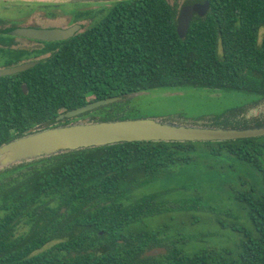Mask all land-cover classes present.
<instances>
[{
	"label": "trees",
	"instance_id": "obj_1",
	"mask_svg": "<svg viewBox=\"0 0 264 264\" xmlns=\"http://www.w3.org/2000/svg\"><path fill=\"white\" fill-rule=\"evenodd\" d=\"M179 10L177 1L119 0L88 29L34 50L48 56L25 72L0 77V147L86 116L92 123L125 119L130 110L123 99L155 89L239 92L264 101V0H208L184 33L177 29ZM8 52L14 62L30 54ZM9 55L0 48L1 58ZM111 97L120 100L55 121L61 113ZM231 123L216 128H259L264 119ZM186 167L202 170L198 188L205 183L226 190L228 197L218 200L243 214L247 225L236 221L232 227L241 236L235 248L188 250L181 232L170 227L176 218L164 214L180 208L168 207L175 203L169 189L149 190L176 185ZM192 187H172L179 189L176 201L193 193ZM192 196L190 208L201 207L202 198ZM88 201L134 204L125 207L122 219L104 224L107 233L124 238L120 246L74 256L73 249L109 240L68 237L71 210L83 209L73 202ZM0 211V264H264V136L122 142L22 160L0 173ZM88 216L81 213L76 220ZM39 217L46 227L37 226ZM157 218L162 222L153 225ZM225 221L216 224L224 227ZM25 225L27 232L15 235Z\"/></svg>",
	"mask_w": 264,
	"mask_h": 264
},
{
	"label": "rangeland",
	"instance_id": "obj_2",
	"mask_svg": "<svg viewBox=\"0 0 264 264\" xmlns=\"http://www.w3.org/2000/svg\"><path fill=\"white\" fill-rule=\"evenodd\" d=\"M0 1L6 2L9 9L7 13L12 17L19 10L20 5H24L25 11L23 10L21 15L18 14L12 18V22L18 24H29L36 21L41 24L69 25L70 22L67 23L65 17L71 16L77 10L94 12L92 15L97 12L96 17L92 16L93 18L86 24H80L82 28L79 32H81L94 25L112 7L114 2L119 0H107L108 2L106 0H83L80 3H71V0ZM168 1L170 3L177 1L180 7L184 4V0ZM2 9L3 7L0 5V11ZM7 13L1 12L3 15ZM2 63L3 60L0 59V65ZM122 102L126 103V109L130 110L125 115V119H154L160 123L175 126L216 128L217 125L231 126V122L252 120L254 117L264 119V101L255 102L239 92L208 91L189 87L155 89L132 94L124 98ZM87 119L92 122L91 117ZM80 121L82 120H78L74 124H78ZM8 164L0 165V170L4 168L2 166ZM203 177L201 169L186 167L184 172L174 180L175 184L179 186L185 183L193 185L192 191L194 192L185 194V198L180 202L176 201L179 199L180 194H177L179 189L172 188L176 185H172V187L156 185L149 192H164L169 189V196L175 203L168 204V207L180 208V210L166 212L164 216H175L176 220L169 222L170 227L181 232L182 237L185 238L183 239L188 241V250L204 249L209 246L233 249L241 239V236L233 231L232 227H235L233 223L235 224L237 221L247 225V221L234 205L224 204L218 200L220 197L222 199L228 197L226 190L219 187L210 188L205 183L198 188V182L201 183ZM181 191L186 192V189ZM193 194L202 198V206L196 209L190 208L192 203L189 200ZM217 219L227 220L224 222V227L216 224ZM160 221L162 222L160 218H157L153 225L161 223ZM179 237L181 238V236Z\"/></svg>",
	"mask_w": 264,
	"mask_h": 264
},
{
	"label": "water",
	"instance_id": "obj_3",
	"mask_svg": "<svg viewBox=\"0 0 264 264\" xmlns=\"http://www.w3.org/2000/svg\"><path fill=\"white\" fill-rule=\"evenodd\" d=\"M80 3L83 0H71ZM208 4L206 0H189L179 10L177 29L184 33L195 14H202ZM82 25L76 24L69 28H14L8 33L41 41H63L77 34ZM39 61L24 62L22 64L0 69V77L11 76L25 72ZM26 93V86H22ZM120 100L117 97L92 101L84 106L59 114L55 121L62 123L93 111L102 106ZM264 136V126L253 129H224L212 127L175 126L160 123L154 119H122L117 121L89 122L88 119L78 124L53 127L41 131L0 147V165L19 160H25L61 151L76 150L105 146L122 142L164 141V142H205L226 141L241 138Z\"/></svg>",
	"mask_w": 264,
	"mask_h": 264
},
{
	"label": "flooded vegetation",
	"instance_id": "obj_4",
	"mask_svg": "<svg viewBox=\"0 0 264 264\" xmlns=\"http://www.w3.org/2000/svg\"><path fill=\"white\" fill-rule=\"evenodd\" d=\"M189 0H184V3ZM106 2H108L106 0ZM208 4V0H206ZM0 5L3 7V9L0 11V48L5 50V54L7 53L9 55V48H17L20 50H24L26 52H29L30 54L25 55L21 57V59H18L17 62H14L15 60L11 59V56H6L7 58L3 57L0 59L3 60V63L0 65V69L16 66L19 64H22L24 62H31V61H39L46 58L48 54H36L33 51L41 49L43 47V44H58L59 41H41V40H35L30 39L27 37L19 36V35H11L8 32L11 29L14 28H43V29H52V28H69L76 24H86L88 21H90L92 16L96 17L97 12L92 15L90 11H84V10H77L75 11L71 16H66L65 21L69 23V25H55V24H41L34 21L33 23L29 24H18L13 23L12 18L16 15H21L24 8L20 5L19 10L16 11L15 15L12 17L11 14H8L9 11L8 6L6 5L5 1H0ZM18 6V5H17ZM208 7V6H207ZM101 10V9H100ZM6 12L7 14H1V12ZM25 11V10H24ZM25 13V12H24ZM11 44V45H9ZM15 44V45H14ZM11 60V63H10ZM17 60V59H16ZM76 118V117H75ZM88 116L80 118L79 120L87 119ZM78 121V120H77ZM71 125V124H70ZM30 158V159H37ZM25 159V160H30ZM22 160L12 162L4 167L2 170H0V173L4 172L5 170L9 169L13 165H18ZM134 203H122V202H111V201H88V202H73V205H81L83 206L82 210H71V215L73 216V223L71 224L69 230H68V237L72 239L73 241H76V238L79 237H85V238H101V237H107L109 238L107 243L103 244H97L95 246L92 245H85L82 247V249H73L71 253L76 256L77 254H86L90 252L95 253H102L107 252L112 249H114L116 246H120L124 242V238H121L116 233H107L106 227H104L105 223H108L109 221H112V219H122L123 214H125V207H129ZM62 213L65 212V209L63 208L61 210ZM86 213L89 216L85 218H81L79 221L76 220V217L81 214ZM2 212L0 211V217ZM84 216V215H83ZM5 227L7 229V232L10 233L11 227H10V218L5 219ZM47 222L42 218L39 217L37 220V226L39 228L46 227ZM19 231L15 232V235H19V233L27 232L28 226L25 225L22 228L17 229ZM10 235V234H9ZM59 239H55L54 241H58ZM112 241V242H110Z\"/></svg>",
	"mask_w": 264,
	"mask_h": 264
}]
</instances>
